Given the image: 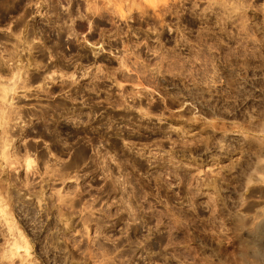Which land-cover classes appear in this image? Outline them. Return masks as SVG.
<instances>
[{
	"label": "rangeland",
	"instance_id": "1",
	"mask_svg": "<svg viewBox=\"0 0 264 264\" xmlns=\"http://www.w3.org/2000/svg\"><path fill=\"white\" fill-rule=\"evenodd\" d=\"M3 2L0 264H264V0Z\"/></svg>",
	"mask_w": 264,
	"mask_h": 264
},
{
	"label": "flooded vegetation",
	"instance_id": "2",
	"mask_svg": "<svg viewBox=\"0 0 264 264\" xmlns=\"http://www.w3.org/2000/svg\"><path fill=\"white\" fill-rule=\"evenodd\" d=\"M75 23L73 24V31L75 33L76 36L78 37H82L83 35H87L89 38H95L98 37V33L96 32L97 30L95 28H97L99 26V21H102V23L104 25H109L111 26V24L109 23L110 20L103 18V19H95L93 21H90V24L88 23L89 20L85 15H82V19L80 18H75ZM92 23V25H91ZM6 24V18L3 17V15L1 16L0 14V26L5 25ZM47 24H45V28L47 27ZM91 28V30H89L88 28ZM93 28V29H92ZM85 30V33H83V31ZM106 30H110V27H107ZM82 42V41H79ZM78 47H70V49L68 50L67 47L63 48V52H62V62H63V67L64 68H68V66H70V63H74L75 62V66H78L79 68L86 66V63H89L91 65H93V61L95 62V59L97 58V56H94L93 54H91L90 51H88V49H84L82 46L77 45ZM67 50V51H66ZM89 53V55H88ZM63 103H66L65 108L70 109V107H68L67 105V101L65 99H62ZM35 110H29L27 113L28 116H33V112ZM33 130L31 131V135H33Z\"/></svg>",
	"mask_w": 264,
	"mask_h": 264
},
{
	"label": "bare ground",
	"instance_id": "3",
	"mask_svg": "<svg viewBox=\"0 0 264 264\" xmlns=\"http://www.w3.org/2000/svg\"><path fill=\"white\" fill-rule=\"evenodd\" d=\"M3 5H4L3 0H0V14H1V16L3 15V13H2V7H3ZM46 23H48L47 24V27L46 28H42V29H37V27H36L35 24L34 25H31L30 26V29H28V31L26 33V36L28 38H30L31 36L33 37L34 35H40L42 37L43 43L47 46L48 50L50 51V54H52L53 55L52 57H54L55 61L58 62V66L63 67L62 66L63 65V62H62L63 46L58 41L57 42H55V41H52L51 42L50 41V36H51L50 33H51L52 30H54L55 19H50L47 16L46 17ZM57 54H58V56H57ZM16 68L17 69L21 68V64L20 63H17L16 64ZM65 107H67L66 106V103H60V104H57V107L55 106L51 110L54 111L57 108L55 111L58 110V111H61V113H64L65 114L67 112V110H68ZM55 111H54V113H55ZM21 115L24 116L23 114L17 113L16 114V118L17 119H20ZM31 117H33V116H31ZM4 133H5L4 134L5 135L4 137L6 139V137H7L6 135H8L9 131L5 129L4 130ZM5 139H4V141H7ZM5 148H6V146L3 145V151L1 152V157H2V159L4 161L7 162V161H9V158L7 157V153H6Z\"/></svg>",
	"mask_w": 264,
	"mask_h": 264
}]
</instances>
